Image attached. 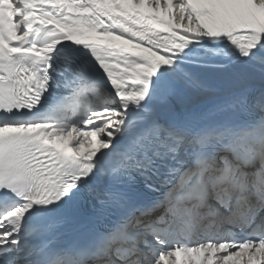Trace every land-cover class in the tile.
Segmentation results:
<instances>
[{
	"label": "snow or ice",
	"instance_id": "obj_1",
	"mask_svg": "<svg viewBox=\"0 0 264 264\" xmlns=\"http://www.w3.org/2000/svg\"><path fill=\"white\" fill-rule=\"evenodd\" d=\"M0 264H264V0H0Z\"/></svg>",
	"mask_w": 264,
	"mask_h": 264
}]
</instances>
